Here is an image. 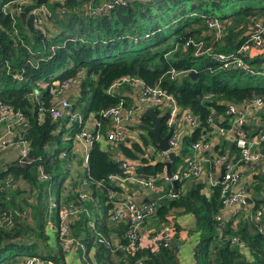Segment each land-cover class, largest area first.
Segmentation results:
<instances>
[{
  "label": "trees",
  "instance_id": "16d2710c",
  "mask_svg": "<svg viewBox=\"0 0 264 264\" xmlns=\"http://www.w3.org/2000/svg\"><path fill=\"white\" fill-rule=\"evenodd\" d=\"M257 1L260 0H127L105 13L90 15L89 7L111 0H92L88 7L84 0H0V103L21 112L30 123L28 129L18 133L29 144L27 159L22 163L17 157L7 160L0 169V184L5 186L7 180L11 181V187L0 191V263L23 264L32 257L43 264H180L176 250L178 226L174 219L180 214H191L194 226L190 234L198 238L193 252L195 264H264V237L256 233L248 220L242 227L234 228L232 215L218 235L216 217L222 212L220 186L211 188L210 195H206L203 180L178 192L175 200L162 199L160 206H156L153 216L163 225L174 226L175 235L169 247L155 251L150 241L152 236L140 235V250L134 253L126 247L123 237L126 227L111 225L122 246L112 252L94 242L88 217L80 215V220L70 226V232L84 242L85 259L79 250L66 254L58 238V214H49L48 206L50 198L58 205L72 202L85 206L78 200L80 182L70 173L75 171L79 175L80 169L83 171L91 186L90 194L103 197L106 218L107 192L124 190L108 184L98 188L97 182H106L109 175L123 176L122 161L138 162V177L160 175L165 164L163 158L147 152V145L154 139L142 134L138 139L126 137L116 143L121 158L94 143L88 152L86 175L71 148L59 147L67 121H54L49 112L43 115L40 112L50 106V88L67 79L75 82L76 93L70 96L74 99L72 107L82 117L113 107L122 98L130 105L124 94L128 86L114 89L113 94L107 92L122 78L138 79L150 87L160 84L198 121L197 127L183 136L176 151L171 168L172 172L178 171L191 145L203 137L210 139L213 127L207 119L212 113L224 117L227 104L253 97L264 99V87L260 85L241 87L231 83L236 75L248 80L257 77L233 68L225 71L212 56H196L194 45L185 47L188 41H194L202 42L204 49L211 46L213 54L235 52L246 37L251 19L264 22V7H251ZM20 2L24 3L19 8L24 13V23L12 8ZM8 6L11 10H7ZM42 6L49 15L31 14ZM36 18L42 20L41 28L35 27ZM209 20L220 21L222 29L217 40L207 27ZM247 63L256 66L257 60ZM172 70L177 74L174 79H171ZM191 71L195 72L194 77L189 76ZM207 94H213V98L204 100ZM142 120L150 125L148 119ZM261 120L255 129L264 128V112ZM162 124L164 136V120ZM217 126L227 127L224 122H218ZM223 143L227 144L222 142L214 150L221 147L220 153H227L237 163L239 154L235 144L225 148ZM63 152L68 154L62 157ZM38 165L43 166L48 180L38 179ZM252 175L264 193L262 170L257 168ZM160 180L166 181L164 177ZM20 181L27 188L14 186ZM178 186L180 189L181 184ZM98 190L101 193L94 195ZM255 202L264 204V200ZM30 210L34 213L30 214ZM106 226L102 222L96 228L109 237ZM233 237L246 246V252L232 243Z\"/></svg>",
  "mask_w": 264,
  "mask_h": 264
},
{
  "label": "built area",
  "instance_id": "2783aa9c",
  "mask_svg": "<svg viewBox=\"0 0 264 264\" xmlns=\"http://www.w3.org/2000/svg\"><path fill=\"white\" fill-rule=\"evenodd\" d=\"M127 0H111L105 2L98 7L88 8L90 15H98L111 10L115 5H124ZM130 1V0H128ZM141 2H149L152 0H137ZM32 15H49L45 7L34 9ZM252 24L249 26L245 39L238 45L235 52L229 54H213L211 46L203 48L202 42L188 41L185 47L194 45L196 47L195 55L212 56L225 71H230L232 68L240 72L250 74L254 77L264 79V22L261 20L251 19ZM35 27L41 28L42 20L36 18L34 20ZM214 34L215 39H219L221 34V24L218 20H209L207 25ZM250 55L255 56L253 58ZM248 62L257 60V65H249ZM171 79H174L177 74L172 70L170 72ZM71 80L67 79L62 82H57L49 90L52 103L55 107H48L41 109L44 112H49L50 117L54 121L65 120L67 125L76 126L75 137L72 138L76 143H85L91 147L98 142L106 130L107 139L110 145L115 146L119 141H123L130 136L132 127H130L136 113H143L148 108H154L159 116L165 115L164 123L166 134L172 131L168 139L169 150L167 152H160L154 149L153 142L147 145V152L150 155H156L164 160L167 159L168 153H175L180 147L181 133L177 131L175 125H179V120L188 125L190 129H194L198 125L197 118L190 112L189 109L181 107L175 97L167 93L161 88L160 84L154 87L145 86V84L130 77L122 78L114 82L108 89V93L113 94L114 89L123 86L134 87L137 89L134 97L135 105H127L125 99H120L119 103L113 107L103 110L99 113H90L87 117L73 110V104L69 99H59V95L65 91ZM136 86V87H135ZM213 94L204 96V100H211ZM264 112V99L262 97H253L244 99L239 103H230L226 105L225 116L215 115L212 113L207 123L214 129H219L220 133L225 134L228 140L235 144L238 150L239 159L237 163L233 162L227 153L215 155L213 157H199L198 153L209 151L211 148V141L203 137L201 140L194 142L191 145V151L194 153L186 157L183 161L181 169L172 172L170 178H167L166 168L163 169V175H155L152 177H138L137 169L140 164L138 162L122 161L120 168L123 171V176L109 175L106 182L100 181L96 183V187L104 188L106 184L109 186L122 184L123 188L129 183L143 185L150 191H153L159 183L160 177L169 184L170 188L162 194V199L175 200L178 197V192L184 191L187 181L199 180L206 174L207 183L211 188L220 186V202L222 208H236L245 214V217L252 223L257 234L264 237V206L256 205L246 188H237L242 181V172L239 170L240 166L250 167L252 169H264V128L255 129L256 123L261 120V113ZM218 122L226 123V128L217 126ZM105 124V126H104ZM137 124V122L135 123ZM134 124V125H135ZM163 125V124H162ZM30 127L29 120L21 112L14 111L7 104L0 103V131L3 135L0 136V149H5L12 146H17L19 149L18 161L22 163L27 159L29 154V144L23 139H16V134L21 130H26ZM109 151V149H108ZM62 157L66 156L63 152ZM88 152L85 151L83 167H88ZM221 168L225 169L224 176L221 181H218ZM219 172V176L214 178L213 173ZM37 175L40 181H46L49 176L44 172L43 166H37ZM202 180V179H201ZM161 181V180H160ZM165 181V182H166ZM178 183L181 184L179 189ZM174 184L177 185L175 189ZM11 181L7 180L5 186L0 184V191L4 187H11ZM91 194L82 192L78 195L79 202L85 203L90 201ZM264 198L262 199V201ZM155 201H147L145 203H136L131 198H123L116 195V192L109 190L107 192V203L109 206V221L112 225H124L126 230L124 232V240L126 247L132 252L140 250L139 239L143 224L152 217L155 213ZM56 212L58 214V235L59 241L63 251L69 254L73 251L79 250L83 255L86 247L84 242L79 238L71 235L70 226L79 219L80 215H88L87 208L83 205L76 206L72 202L58 205L55 200H51L48 206V213ZM216 230L223 229V217L218 215L216 217ZM90 229L93 233L94 242L105 249L116 252L122 248L121 244L114 242L112 239L104 236L99 232L95 225L90 224ZM173 226L166 225L160 231L156 232L151 237V243L154 245V250L159 251L161 248L170 246L174 238ZM232 243L243 247V243L237 237L232 238ZM179 250V246L176 247ZM23 264H43L36 258H26Z\"/></svg>",
  "mask_w": 264,
  "mask_h": 264
},
{
  "label": "crops",
  "instance_id": "0c3cea01",
  "mask_svg": "<svg viewBox=\"0 0 264 264\" xmlns=\"http://www.w3.org/2000/svg\"><path fill=\"white\" fill-rule=\"evenodd\" d=\"M45 86L46 85H43L42 88H45ZM136 93H137V89H135L134 87L133 88L129 87V90L127 92H124V94L128 97L127 102H129L130 105H133V104L135 105L134 97L136 96ZM145 111L146 110H144L143 113ZM143 113H141V114L139 112L136 113L134 118H133V121L130 125V127H132V132L130 133L129 137H132V140L138 139L140 135L144 134L143 132H145V131L141 128L142 125L151 126L150 121H149L150 125L144 124V122L142 120L144 118ZM136 122H137V124H135ZM178 124H179L178 126L175 125L176 126L175 129L181 133V139H182L183 136L186 133L190 132L192 129H190L188 125L182 123L181 119L179 120ZM65 128H67V130H69L70 132L76 131V126L73 127V125H69V124L67 125V123H65V125H64V129ZM146 135H148V134H146ZM17 136H19V135H17ZM209 136H210V140H208V141L209 142L211 141V143H210L211 148L209 149V151L198 153L199 157H202V156L203 157H213L215 155L221 154L220 153L221 147L218 148V151H215L214 148H215V146H220L222 144V142H226L223 140V134L220 133L219 129H214L209 133ZM153 141H151V142H153ZM66 142L69 143L68 147L71 148L72 154L78 158L77 163L80 162V164H83L85 151L87 150V152H89L90 147L85 143H76L75 141H73L72 138H67ZM98 143L103 148V150L109 149L108 152H112L117 158H121L119 155V152L116 148V145L112 146L109 144L108 139H107L106 130H104L103 135L101 136ZM223 145L225 148H227L229 146L228 144H224V143H223ZM6 150H10L11 153L9 155L3 154ZM50 150H51V148H50ZM18 154H19V149L17 146H12V147H8L5 149L4 148L0 149V155H1L0 159H1V157H4V159H6L4 161V164L7 160L15 159L16 157L18 158ZM192 154H194V153L191 151V147H190L187 151V155L185 156V158L189 157V155H192ZM184 159H183V161H184ZM165 160H164V162H165ZM238 168L242 172V181L240 182V184H238L237 188H246V191L249 193L250 197L252 199H254L255 201L262 200L264 198V193L261 190L262 186L253 177L254 174L251 176V173L254 172L255 169H252L250 167H244V166H239ZM83 169L86 170V175H87L88 167L87 166L83 167ZM261 170H262V174H264V169H261ZM70 175L76 177L77 182H80V184L77 188L78 195L82 192L92 193L91 189H90L91 186H90L88 180L83 176L84 173L81 169L79 171V175H76L75 171L70 173ZM161 175H163V174H161ZM213 176H214V178H217L219 176V172L215 171L213 173ZM201 179L204 181V184H205V188L203 189V193L206 195H210L211 187L209 186L208 189L206 188V183H207L206 174H204ZM201 179L191 180V182L194 183L195 181H201ZM186 183L184 184L186 186V188L191 187V186H189L190 183H188V185ZM18 184L24 185V183L21 181ZM114 185L119 186V187L123 186L122 184H117V183H115ZM127 185L129 186V188H123L124 192H122V193L116 192V195L119 197H123V198H131L136 203H145L147 201H155V202H157L156 203L157 206H160L159 201H162V200H160L162 197V194L165 193L167 191V189L169 188L168 187L169 184L167 182L162 183L159 179V183H157L158 188L156 187L153 191H150L151 195H148V194H144L143 192H140L139 189H136L135 185H137V184L129 183ZM127 185H126V187H127ZM132 186L135 187V190L131 189ZM64 187H65V184H64ZM111 191L115 192L113 189H111ZM100 193H101V191L98 190V192H96L95 194L93 193V194L97 195ZM91 198L92 199L90 201H86L85 203H83V204H85L84 207H86L87 211H88V215H87V217L89 219L88 227L90 228V224H93L98 228V224L105 222L107 225L106 228L109 230V233H110L108 238H110L114 242L118 243L119 237L115 233H113L112 229L110 228L112 224L109 221V210L107 211L106 218H105V215H103V208H104L103 197L102 198L99 196L93 197L91 194ZM51 200H54V199L50 198L49 202ZM259 205L264 206V204H260V203H259ZM221 211L222 212L219 215H221L223 217V226H224L225 220L228 218H231L232 215L235 216V219L233 221L234 228H237L239 226L242 227L243 224L245 223V220L247 221L245 214L243 212H241L240 210H237L236 208H233V209L222 208ZM172 212H177V211L173 210ZM176 215H178V214H176ZM79 218H81V217H79ZM78 220H80V219H78ZM174 220L178 226L177 227L178 231L176 233L177 234V246H179V250L177 251L178 260H179L180 264H195L193 252H194V248L197 244L198 238L196 235L190 234V230H192V228L194 226L193 216L191 214H180L177 217H175ZM166 225L161 224V222L158 221L156 217H154V216L150 217L143 224L140 235H141V237L142 236H152L156 232L160 231ZM168 225H170V224H168ZM221 231H217L218 235L221 234ZM173 232L175 234L174 226H173ZM245 248H246V246L243 244L242 250H244L246 252L247 249L245 250Z\"/></svg>",
  "mask_w": 264,
  "mask_h": 264
},
{
  "label": "rangeland",
  "instance_id": "374dc122",
  "mask_svg": "<svg viewBox=\"0 0 264 264\" xmlns=\"http://www.w3.org/2000/svg\"><path fill=\"white\" fill-rule=\"evenodd\" d=\"M54 2V1H52ZM92 0H84V3L87 5V7L91 4ZM51 3V2H49ZM24 4L23 2H20V3H17V7H12V8H15L13 9V11H15V13L18 15V17L24 13L21 11V9H19L21 7V5ZM251 7H264V0H260V1H257V2H254L251 4ZM236 9V8H235ZM7 10H11V7L8 6L7 7ZM24 19H25V16H24ZM207 27H209V24L207 25ZM210 28V27H209ZM208 28V29H209ZM211 29V28H210ZM209 29V30H210ZM182 74V73H180ZM57 83V82H56ZM231 83H237L239 86L241 87H244V86H258L260 85L261 87H264V79H258V78H255L253 80H248L247 78H244L242 75L239 76V75H236L235 77H233L231 79ZM74 85H75V82L74 80H71V84L69 85V87L63 91L58 97L59 99H63V98H66V99H69V101L73 104V98H71L70 96L74 95L76 93V88H74ZM50 107H55V104L50 103ZM76 113H78V111H76ZM143 132V131H142ZM144 134H146L145 132H143ZM75 134H76V131L75 132H70L69 130H67V128L64 129V131L62 132L61 136H60V144H59V147L61 149H67L68 148V145L69 143L66 142V139L67 138H74L75 137ZM3 135V133L0 131V136ZM16 138L17 140L20 139L17 134H16ZM223 140L226 141V143L229 145L231 144L232 142L230 140H228V138L226 137V135L224 134L223 135ZM150 143V142H149ZM11 153L10 150H6L3 154L5 155H9ZM2 154V155H3ZM1 156V155H0ZM13 157V156H12ZM6 159H4V157H1L0 159V169L3 168V165H4V161ZM188 183H190L189 186H192L193 182H191L190 180L187 181V185ZM16 187H19L20 189H25L27 188V185H22V184H16L14 185ZM136 186V189H139L140 192H143L144 194H148V195H151L150 193V190L143 186V185H135ZM209 185L206 183V188L208 189ZM132 190H135V187L132 186L131 188ZM30 214H33L34 211L33 210H30L29 211ZM32 216V215H30ZM61 245V244H60ZM69 257V256H68ZM83 258L85 259V255L83 256ZM0 264H3V262H1Z\"/></svg>",
  "mask_w": 264,
  "mask_h": 264
},
{
  "label": "water",
  "instance_id": "95a60500",
  "mask_svg": "<svg viewBox=\"0 0 264 264\" xmlns=\"http://www.w3.org/2000/svg\"><path fill=\"white\" fill-rule=\"evenodd\" d=\"M20 18L22 23L25 22L24 15L21 14ZM195 72L191 71L189 73L190 77H194ZM143 117L148 119L151 122V126L142 125L141 128L146 132V134L151 135L154 139L153 147L155 150L160 152H167L169 150L168 146V139L171 136L172 131L167 132L166 135H162V122L165 115L159 116L154 108H148L143 113ZM175 153L171 152L168 153L167 159L165 160L164 164L166 167V175L167 178H170L172 175V162L174 160ZM225 169L221 168L220 176L218 177V181H221L224 176ZM175 189H177V185L174 184Z\"/></svg>",
  "mask_w": 264,
  "mask_h": 264
}]
</instances>
